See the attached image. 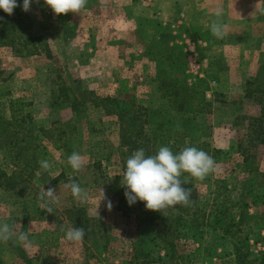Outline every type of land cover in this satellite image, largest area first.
<instances>
[{"label":"rangeland","instance_id":"rangeland-1","mask_svg":"<svg viewBox=\"0 0 264 264\" xmlns=\"http://www.w3.org/2000/svg\"><path fill=\"white\" fill-rule=\"evenodd\" d=\"M217 2L228 26L223 39L209 27ZM22 3L17 0L12 15L0 10V117L20 123L13 141L22 148L19 159L17 145L12 154L0 149V167L20 176L14 189L0 188V223L22 227L32 245L25 248L15 236L0 242V264H159L163 243L153 236L133 257L134 212L114 195L119 192L114 178L122 173L128 150L121 146L120 122L107 113L111 99L145 109L172 108L162 97L169 84L156 81L159 72L163 81L177 76L187 86L204 80L199 92L211 106L201 118L210 127L202 140L228 154L217 162L218 172L204 181L192 178L199 206L215 215L214 203H234L236 212H243L235 236L223 233L221 224L182 238L180 264H238L235 244L248 257L260 258L264 123L257 140L249 124L264 118V99L255 92L257 84L247 97L245 82L264 65V0H88L81 13L62 15L44 0H33L28 12ZM178 60L184 65L176 72L171 63ZM220 69H226L222 84L216 80L224 78ZM74 151L85 159L79 172L67 163ZM41 160L52 162V169L42 170ZM98 168L111 178L109 189ZM73 179L88 191L87 202L74 199L65 187ZM49 187L58 195L54 213L43 210L40 199ZM101 188L112 208L101 201L98 219ZM78 224L84 239L67 241L65 231Z\"/></svg>","mask_w":264,"mask_h":264},{"label":"trees","instance_id":"trees-1","mask_svg":"<svg viewBox=\"0 0 264 264\" xmlns=\"http://www.w3.org/2000/svg\"><path fill=\"white\" fill-rule=\"evenodd\" d=\"M2 38L4 39L5 36H2ZM183 65L184 62L182 60L171 63V67H174L176 72L181 70ZM220 71L223 72L221 75L224 78H215L222 84V80L226 79V69H220ZM168 77L170 76L168 75ZM207 77L210 78L211 75ZM162 78V73L160 74L159 72L156 81L159 86L169 84L167 88L163 87L162 97L168 99L172 108L159 110L145 109L133 103H123L114 99H111L107 104V113L116 116L122 127L120 129V142L121 146L128 150L126 160L134 151L140 148L145 150L146 155H154L161 146L170 147L174 153L179 152L184 147L194 146L207 152L214 158L216 163L221 160L225 161L227 153L211 148L208 143L202 140L210 135V127L201 118L205 113V108L211 106L210 103L205 102L204 93L200 94L199 92V88L205 85L204 80L201 78L192 86H187L177 76L168 78L167 82L163 81ZM254 84H257L256 86L259 87L257 88L259 90L255 91V88L253 90L250 89L251 85ZM245 86L247 97L251 96L253 91H255L261 94L260 97L264 99V65L261 66L255 78H248L246 80ZM170 109L174 112V115L168 114ZM262 110L264 111V108ZM26 118L28 116L20 118V122L26 121ZM251 121L249 124L250 131L252 132L255 129L254 135L257 140L258 135L261 133L257 130L262 131L264 118L262 120L255 118L251 119ZM19 127L20 123H13L0 117V149H4L5 152L7 150L9 154H12L13 147L17 145V159H19L18 156L22 153V148L18 147V144H15L16 141H13V138L17 135L15 130ZM31 130L30 124L28 131L30 132ZM261 142H264V138ZM126 160L123 162L122 173L114 178L115 183H118L117 189H119L118 194L115 193L114 195L119 197L121 203H127L128 211L134 212L135 236L133 242L130 244L134 258L141 255V242L149 240L152 236L159 239L163 243L164 248V255L159 257L157 262L159 264H180L177 254L178 242L187 235L198 237L206 233L210 227H219L221 224L224 227L221 231L228 236H235L237 232H240V226L243 225L242 210L236 212V205L234 203L229 207H224L225 203L219 202L214 203L215 211H217L215 215L212 214L213 212L206 214L204 209L199 206V199L195 192L196 189L191 182L192 177L187 173L183 174L181 179L185 182L182 186L191 189L192 204L190 206L177 205L175 209L170 208L166 210V213L146 210L144 203L141 201H137L130 206L124 196L126 189L123 186ZM246 161L247 159H244V164ZM96 170L100 178H102L103 173L100 168ZM14 174L8 175L0 167V188L5 190L14 189L18 183L17 179L20 178V176L17 177ZM94 183L97 184V182ZM102 183H105L109 189L110 184L108 183H111V178L103 177ZM236 217L238 218L236 219ZM78 227L81 228L79 224ZM235 245L234 254L238 264H264V254L260 258H250L248 257L249 253L245 255L246 252H243V248L240 245Z\"/></svg>","mask_w":264,"mask_h":264},{"label":"clouds","instance_id":"clouds-1","mask_svg":"<svg viewBox=\"0 0 264 264\" xmlns=\"http://www.w3.org/2000/svg\"><path fill=\"white\" fill-rule=\"evenodd\" d=\"M33 0H23L22 11L28 12ZM88 0H44V4L56 15L79 14ZM17 0H0V10L12 15L17 7ZM224 9L217 2L213 8L210 21V31L217 39H223L226 35L227 25L223 22ZM67 163L73 171L79 172L85 166V159L79 152H72ZM44 171L51 170L52 162L48 160L39 161ZM218 165L214 158L202 149L194 146L184 147L174 153L170 147L161 146L154 155H146L145 150L140 148L134 151L126 160L123 175L124 196L131 206L137 201L144 203L145 209L153 212L166 213L168 209H175L177 205L188 207L192 204L191 189L182 185L181 179L187 173L197 181H204L210 174L218 172ZM65 187L70 190L74 199L87 202L88 191L74 179L70 180ZM40 199L45 202L43 210L54 213L51 205L58 203V195L53 187L44 188L40 192ZM101 201L106 202V207L111 211V201L107 200L103 189H100L98 204L95 215L99 219L98 207ZM61 230L64 231L63 227ZM15 236L16 242L22 243L25 248L31 247L32 241L29 235L21 227L19 231L7 222L0 223V242L7 243ZM85 229L71 227L65 231L64 238L73 243H79L84 239Z\"/></svg>","mask_w":264,"mask_h":264},{"label":"crops","instance_id":"crops-1","mask_svg":"<svg viewBox=\"0 0 264 264\" xmlns=\"http://www.w3.org/2000/svg\"><path fill=\"white\" fill-rule=\"evenodd\" d=\"M187 1V0H186Z\"/></svg>","mask_w":264,"mask_h":264}]
</instances>
